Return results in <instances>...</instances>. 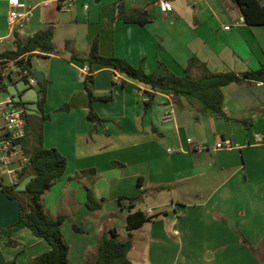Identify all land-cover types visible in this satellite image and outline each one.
<instances>
[{
	"label": "crops",
	"instance_id": "crops-1",
	"mask_svg": "<svg viewBox=\"0 0 264 264\" xmlns=\"http://www.w3.org/2000/svg\"><path fill=\"white\" fill-rule=\"evenodd\" d=\"M44 1L20 0L33 13L30 33L24 36L49 24L55 28L57 54L45 57L40 67L48 82L44 111L51 117L44 123V147L58 149L68 160L55 186L64 184L74 193L76 186L70 184L74 182L104 202L94 212L81 207V220L89 228L78 225L76 215L64 222L70 264L93 259L99 241L111 230L119 233L122 226L126 235L122 217L120 226L114 217L105 218L107 198L141 195L134 210L157 217L134 233L130 253L142 249L146 264H264V144L255 143V136L264 134V84L225 87L226 117L196 98H172L167 92H157L145 109L149 87L95 65L94 93L115 95L108 104L93 101L94 111L105 120L98 126L87 118L84 78L89 67L71 59L73 54L86 58L97 38L101 56L125 59L147 72L163 62L178 76L186 69L194 78L205 73L242 75L264 66V27L247 25L233 0H168L173 9L166 14L154 0H51L48 6ZM62 1L73 6L62 10ZM120 4L127 10L147 9L151 22L141 26L113 21ZM8 11L9 0H0V40L11 44ZM65 106L69 111L60 110ZM39 117L37 112L29 121ZM242 119L253 120L254 125L248 122L246 129ZM225 139L236 147L214 151ZM196 145L208 150L198 152ZM86 169L96 173L79 175ZM102 181L109 182L103 192L97 188ZM46 193L41 203L56 218L58 213H50L43 204ZM66 202V208L75 207L72 198L67 196ZM117 204L128 215L126 207ZM116 206L113 203L110 209L117 212ZM19 216L17 201L0 190V264H33L51 250L19 224ZM138 239L142 247L137 246Z\"/></svg>",
	"mask_w": 264,
	"mask_h": 264
},
{
	"label": "trees",
	"instance_id": "trees-1",
	"mask_svg": "<svg viewBox=\"0 0 264 264\" xmlns=\"http://www.w3.org/2000/svg\"><path fill=\"white\" fill-rule=\"evenodd\" d=\"M233 2L240 8L247 25L264 27L263 0H233ZM113 21L145 26L151 22V17L147 9L127 10L123 4H120L116 9ZM54 35L55 28L51 24L27 38H21L16 33L12 49L0 53V60L6 59L14 62L20 71L21 80L29 84L28 78L34 77L36 73L31 70L33 59L35 57L45 58L57 54L53 43ZM71 59L89 67L88 73L84 78V87L88 94L90 105L87 118L98 126H101L105 120L100 118L94 111L92 107L93 101L109 102L114 97L112 92L102 96L94 93L93 69L95 65L112 68L117 73L149 87L150 91L146 92L148 99L144 103L145 109H149L152 106L157 92H167L172 98L181 96L196 98L206 109L216 115L226 117L223 92L225 87L233 83L240 84L245 82L264 84V66L256 71L246 72L242 75L235 73H205L199 78H194L190 69H186L183 76H178L165 63L158 62L153 71L147 72L142 67H134L125 59L114 56H101L97 38L93 40L89 55L86 58L73 54ZM25 72L26 74H24ZM47 83L46 80L43 83H39L40 97L37 102V112L40 117L36 121H32V119L29 121V135H34L35 146L27 154L29 156V164L22 175L23 179L28 175L33 176L24 191L27 198L22 200L18 197L17 186H1L0 190L8 199L18 201L20 207L19 224H25L37 238L46 241L51 246V250L37 257L33 264H70V247L62 233V226L67 217H51L45 212L41 203L43 195L64 176L68 165L67 158L58 149H47L44 147V123L51 120V117L45 114L44 111ZM60 110L69 111V107L65 106ZM227 119L230 118L227 117ZM240 122L246 129H248V126H246L248 122L249 126L254 125L253 120L242 119ZM23 145H28L26 139L23 141ZM88 173L95 174L96 172L94 169L82 170L79 175L84 176ZM141 199L142 195L136 198H117L119 204L128 210L125 226L126 238L121 240L119 233L116 230H111L99 241L97 255L93 259L87 260L85 264H132L129 254L133 247L134 233L146 224L154 222L157 217V215H148L142 210H134L136 203ZM124 201L127 203L126 205H124ZM86 205L92 212L102 209V204L97 201L91 189L87 192ZM74 229L81 231L78 226H74ZM245 242L248 243L246 240Z\"/></svg>",
	"mask_w": 264,
	"mask_h": 264
},
{
	"label": "built area",
	"instance_id": "built-area-1",
	"mask_svg": "<svg viewBox=\"0 0 264 264\" xmlns=\"http://www.w3.org/2000/svg\"><path fill=\"white\" fill-rule=\"evenodd\" d=\"M51 0H45L44 5H50ZM162 13L172 11L173 7L168 0H154ZM60 9L69 10L73 4L70 1L59 3ZM33 18L32 9L26 8L20 0H9L8 26L13 34L24 36ZM227 30L230 27H226ZM9 60H0V85L4 82L3 72ZM88 70L85 69V76ZM26 74V72L24 73ZM34 77L29 78V85H37ZM31 86V87H32ZM1 87V86H0ZM27 108L17 102L13 97H8L0 102V188L1 186H18L23 180V173L29 164V156L24 153L23 141L27 139L29 133ZM188 143L194 144L192 139ZM256 144H264V134L255 136ZM236 146L231 140L225 139L217 143L213 150H231ZM194 149L198 152L208 150V147L196 145ZM6 179L10 185H6Z\"/></svg>",
	"mask_w": 264,
	"mask_h": 264
},
{
	"label": "rangeland",
	"instance_id": "rangeland-1",
	"mask_svg": "<svg viewBox=\"0 0 264 264\" xmlns=\"http://www.w3.org/2000/svg\"><path fill=\"white\" fill-rule=\"evenodd\" d=\"M29 31L30 30H28V32ZM21 38H27V36H22ZM12 47H13V40H12L11 44H10L9 40H4V41L0 40V53L12 49ZM44 63H45L44 58H42V57L35 58L32 61L31 70L33 72H40V70H41L40 67ZM5 68H7L8 70H5L3 72L4 82H3V84L0 85L1 86L0 87V102L6 100L8 97H13L17 102L23 104L27 108L29 116H37V102L39 101V97H40V94H39L40 86H39V84L32 86V85L25 83L23 80H21V76L19 74L20 71L18 70V68L14 62H11V61L7 62ZM44 71L48 72V68H44ZM110 93H111V91H109L106 95H108ZM114 96L115 95L113 94V97ZM105 104H108V103L105 102ZM110 127L112 128L110 131L114 132V130H113L114 126H110ZM34 138L35 137L33 134H31V136H30L28 133V137L26 139V141L28 142V145L24 146V153L28 154L34 148V146H35ZM65 145H66V143H65ZM86 170H90V169H86ZM88 174H90V173H88ZM88 174H86V175H88ZM107 174H109V173H107ZM32 177H33L32 175L25 176V178L22 180V182L16 187L17 195L22 200H25L27 198L24 191H25L26 185L29 183V181L31 180ZM73 183L74 182H71L70 184H71V186H76L74 193L70 190L64 189V187H63L64 184L57 186V187L54 184L52 186V188L49 191H47L46 196H45V200L43 201V204L47 207V209H49V211H51L50 213L55 211L56 214L58 213L57 215L66 216L67 218H74V216L76 215V218L78 220V225L83 226L85 228H89L90 226H89L88 222L81 220V218H83L82 217L83 212H80L81 207H85L86 210H88L89 212H92L86 205L88 190L85 191L82 186L77 188V185L73 184ZM5 184L10 185L9 181L7 179H6ZM108 184H109V182H107L105 185V182L102 181L101 183L98 184L97 188L99 189V191L103 192L105 190L104 188L106 186H108ZM64 190L68 194H65ZM107 193H108V191L104 192V194H107ZM63 194H65V195L63 196ZM67 196L69 198H72L73 203L75 204V207H72L71 205H70V207H72V208H66L65 207V205L66 206L68 205V203L66 202ZM95 198H96V196H95ZM97 201L102 204V202L100 200L97 199ZM105 201H106V204L104 205V207L107 206L108 211H109V213L105 215V218L114 217V219H115L114 221L117 222L118 226L122 225V224H120V222L123 221V219L126 221L127 215H126V213L123 214V211H121V208L117 204V202H118L117 199L113 201V200L107 198V200H105ZM17 203H18V201H17ZM113 203L117 205L116 206V208L118 209L117 212L110 209V206ZM83 204H84V206H83ZM103 204H104V202H103ZM103 204H102V206H103ZM80 221H81V223H80ZM119 235H120L121 240L126 238V235L124 234V229L122 228V226L119 227ZM138 240L139 241H137V246L142 247L140 239H138ZM141 251H142V249L139 248L136 252L130 253L129 258L133 262V264H146L145 258H144V251H142V252Z\"/></svg>",
	"mask_w": 264,
	"mask_h": 264
},
{
	"label": "water",
	"instance_id": "water-1",
	"mask_svg": "<svg viewBox=\"0 0 264 264\" xmlns=\"http://www.w3.org/2000/svg\"><path fill=\"white\" fill-rule=\"evenodd\" d=\"M44 74L42 72H36L34 75L35 80L37 81V83H43L44 81Z\"/></svg>",
	"mask_w": 264,
	"mask_h": 264
}]
</instances>
